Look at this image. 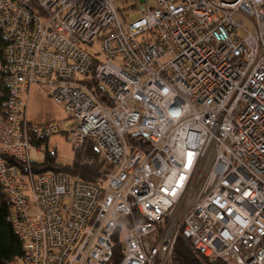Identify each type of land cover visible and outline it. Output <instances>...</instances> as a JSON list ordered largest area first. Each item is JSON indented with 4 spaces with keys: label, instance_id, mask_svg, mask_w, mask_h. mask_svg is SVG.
<instances>
[{
    "label": "built area",
    "instance_id": "2783aa9c",
    "mask_svg": "<svg viewBox=\"0 0 264 264\" xmlns=\"http://www.w3.org/2000/svg\"><path fill=\"white\" fill-rule=\"evenodd\" d=\"M152 1L123 28L109 0H0L11 264H105L117 245L119 264H169L180 227L208 260L264 264V0ZM95 42L100 58L81 48ZM33 84L94 181L33 172L30 138L56 129L29 125Z\"/></svg>",
    "mask_w": 264,
    "mask_h": 264
},
{
    "label": "trees",
    "instance_id": "16d2710c",
    "mask_svg": "<svg viewBox=\"0 0 264 264\" xmlns=\"http://www.w3.org/2000/svg\"><path fill=\"white\" fill-rule=\"evenodd\" d=\"M7 46L8 41L0 30V115L2 116H4L6 102L9 97V86L7 84L9 66L5 53ZM28 122L29 125H32L30 121ZM30 140L39 149L41 145H47L48 137L40 140L30 138ZM87 147L88 145L86 144L81 150H87L85 149ZM90 152L86 151L87 155L85 156H92L93 154H90ZM83 157L80 158L79 154L74 153L71 165L65 166L56 163L55 153L46 151L44 162L40 165L33 164L32 170L34 173L61 172L85 182L94 181L97 174L96 168L94 166L83 165L81 161ZM10 209V205L0 185V264H11L15 258L21 257L23 254L22 243L15 234L9 220ZM113 241H115V238H113ZM121 256V247L117 245L112 250L111 258L105 264H119ZM171 260L172 264H223L219 261L208 260L196 253L191 248L187 239L182 235L178 236L174 243Z\"/></svg>",
    "mask_w": 264,
    "mask_h": 264
},
{
    "label": "rangeland",
    "instance_id": "374dc122",
    "mask_svg": "<svg viewBox=\"0 0 264 264\" xmlns=\"http://www.w3.org/2000/svg\"><path fill=\"white\" fill-rule=\"evenodd\" d=\"M117 11V17L123 28L130 24L134 20L140 18V9L154 8V2L152 0H109ZM239 20L243 22V28L247 32H254L252 22L245 16H237ZM244 31H238L236 36L242 38L245 36ZM82 50L87 51L89 54H97L101 57L100 46L98 42H95L91 46H81ZM168 58L162 60L165 63ZM25 101V116L32 125L56 126L54 132H51L47 137V145H41L39 150L31 151L29 153V159L32 164L40 165L44 162L45 152L55 153L56 163L60 165H71L74 150L68 143L67 132L69 128L74 124V121L69 117V114L63 109L62 106L55 103L49 97H46L35 84L31 85L28 92L24 95ZM136 144L128 141V149H134ZM87 150H78L76 153L80 155V158L87 155ZM79 158V159H80ZM181 227L178 229L175 239L181 236ZM190 243V242H189ZM191 248L193 249L191 243ZM194 250V249H193ZM172 256V254H171ZM213 261V260H212ZM219 261V260H214ZM222 262V261H219ZM172 264V260L170 261ZM169 263V264H170ZM225 264L224 262H222Z\"/></svg>",
    "mask_w": 264,
    "mask_h": 264
},
{
    "label": "bare ground",
    "instance_id": "6f19581e",
    "mask_svg": "<svg viewBox=\"0 0 264 264\" xmlns=\"http://www.w3.org/2000/svg\"><path fill=\"white\" fill-rule=\"evenodd\" d=\"M190 132H192V131H190ZM258 156H261V155H260V154H258ZM250 171H251V170H250V169H248V171L246 172V175H248V174L250 173ZM96 173L98 174V171H97V170H96ZM97 174H96V175H97ZM183 207H184V206H183ZM175 241H176V239H175Z\"/></svg>",
    "mask_w": 264,
    "mask_h": 264
}]
</instances>
